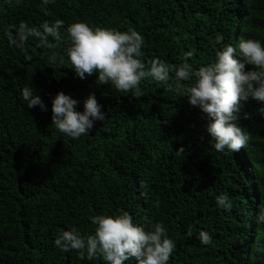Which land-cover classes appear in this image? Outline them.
<instances>
[{
  "label": "trees",
  "instance_id": "obj_1",
  "mask_svg": "<svg viewBox=\"0 0 264 264\" xmlns=\"http://www.w3.org/2000/svg\"><path fill=\"white\" fill-rule=\"evenodd\" d=\"M56 20L64 22L62 40L48 37L56 45L51 49L30 37L22 51L5 35L21 22L42 31ZM77 22L136 31L146 67L160 59L198 71L227 45L251 39L264 46V0H54L47 6L0 0V264H107L99 255L89 260L86 250L84 258L63 252L54 241L70 230L94 235L90 218L124 212L145 230L163 223L175 245L168 264H264V223L257 222L264 206V104L242 102L235 123L250 133L247 147L218 152L207 131L212 121L187 100L194 76L143 79L138 98L134 90L97 85L98 73L81 80L67 56L66 30ZM26 86L46 111L28 108ZM60 92L81 113L94 94L105 120L78 139L61 133L51 111ZM222 195L231 210L217 205ZM200 231L212 237L209 245Z\"/></svg>",
  "mask_w": 264,
  "mask_h": 264
},
{
  "label": "clouds",
  "instance_id": "obj_2",
  "mask_svg": "<svg viewBox=\"0 0 264 264\" xmlns=\"http://www.w3.org/2000/svg\"><path fill=\"white\" fill-rule=\"evenodd\" d=\"M53 2L42 0L44 6ZM63 26L62 20L51 24L45 22L40 26L41 31L21 22L18 27L12 26L14 30H6L5 35L10 45L22 51L30 37L40 41L38 46L51 49L56 45L49 43L48 37L61 41L60 29ZM66 31L71 42L67 56L81 80L98 73L97 85L111 84L121 92L134 90V96L138 98L142 95L139 85L143 79L150 77L156 82L167 83L170 73L175 74L177 81H188L194 76L195 84L187 89V100L191 106L199 107L212 121L207 131L215 140V150L223 152L227 148L231 152H238L249 144L250 133L235 121L242 102L251 99L264 104V46L259 41L248 39L241 40L237 47L227 45L217 51L213 64L193 71L187 62L176 66L160 59H152L146 67L140 59L144 40L134 30L120 32L100 27L93 29L84 22H77ZM222 41L223 36L217 35V44ZM192 55V52L186 53L185 60ZM55 61L54 55L50 57L51 63ZM246 65L252 66L251 70L246 71ZM21 95L29 109L39 106L41 111L47 110L32 87H24ZM77 103L60 92L53 99L51 108L52 125L73 139L89 135L94 121L105 120V114L94 94L85 100L82 113L76 110ZM184 151L180 148L178 153ZM217 205L225 210L233 207L226 195L217 197ZM156 206H159L158 202ZM90 219L96 225L94 235L85 238L75 230L64 231L54 241L55 246L63 252L77 250L81 258H84L86 250L89 260L99 255L107 264H125L133 258L137 264H168L175 245L168 238L163 223H155L150 230H145L135 225L127 212L115 217L98 215ZM257 222L264 223V206L257 214ZM191 234L189 231L188 235ZM199 239L203 245L212 242V237L206 231L199 232Z\"/></svg>",
  "mask_w": 264,
  "mask_h": 264
}]
</instances>
